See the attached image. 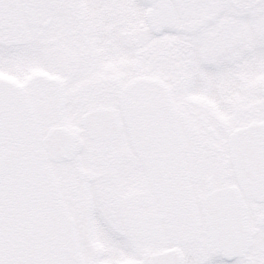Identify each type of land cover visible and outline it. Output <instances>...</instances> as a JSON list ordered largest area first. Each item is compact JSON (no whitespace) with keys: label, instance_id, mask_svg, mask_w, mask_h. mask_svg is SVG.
Here are the masks:
<instances>
[{"label":"snow or ice","instance_id":"snow-or-ice-1","mask_svg":"<svg viewBox=\"0 0 264 264\" xmlns=\"http://www.w3.org/2000/svg\"><path fill=\"white\" fill-rule=\"evenodd\" d=\"M0 264H264V0H0Z\"/></svg>","mask_w":264,"mask_h":264}]
</instances>
